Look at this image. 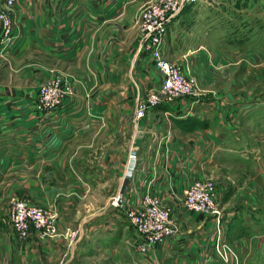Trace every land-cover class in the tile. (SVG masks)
<instances>
[{
  "label": "crops",
  "instance_id": "crops-1",
  "mask_svg": "<svg viewBox=\"0 0 264 264\" xmlns=\"http://www.w3.org/2000/svg\"><path fill=\"white\" fill-rule=\"evenodd\" d=\"M4 1L0 0V8ZM154 1L15 0L11 13L16 35L10 44L0 45V65L9 72L8 83L4 82V77L0 78V256L11 257L15 264H58L62 259L65 264L68 256L63 254L71 246L68 241L74 239L76 243L82 242L80 250L88 251L85 248L91 247L94 256L113 255V264H116L119 248H126L129 260L133 256L139 258L135 264H223L213 248L214 219L211 216L187 213L176 206L179 232L142 256L136 247L134 250L135 233L131 225L132 240L127 238L126 244L125 235L120 232L117 237L113 233L118 221L130 224L124 210L111 208L109 198L103 205L99 203L101 198L97 193L101 192V187L107 185L114 194L122 184L134 132L135 90L129 84L131 78L146 85L149 79L159 76L144 64L143 53L136 54L141 37L138 17L141 10ZM190 5L170 21L174 24L166 29L162 40L164 57L183 68L193 59L200 60L203 66L207 52L217 49L210 43H202L199 34L209 25L196 23L201 10H187ZM203 11L204 16L209 15L207 9ZM238 41L237 47H242ZM248 50V56L253 58L252 50ZM239 51L233 52L245 55ZM220 55L226 59L222 62H232L227 54L220 52ZM51 70L65 76L72 85V93L57 108L38 110L36 83L46 79ZM252 77L261 82L262 74ZM183 102L189 99L170 107H182ZM128 104V124H120L119 113L123 105L126 108ZM214 110L206 127L190 129L179 124L182 115H177L176 111L164 115L167 110L159 107L153 117L148 115L139 124L143 141L141 138L139 170L135 176L149 175L144 171L153 157L148 153L149 147L155 146L164 135L169 137L168 145L178 156L183 158L189 153L196 171L210 175L209 168L215 163L211 153L215 151L217 155V150L225 151L232 132L228 131L229 123L223 112ZM231 111L235 117L240 112L235 106ZM117 125L128 129L126 153L119 163L116 162L115 139L101 135L105 129ZM90 161L101 164L92 166L88 164ZM86 165H91L93 171L86 172ZM154 187L163 191L166 188L161 181ZM176 188H181L180 183ZM17 197L51 210L57 218V235L49 237L32 232L27 239H19L11 232L9 210ZM106 211L110 213L105 214ZM81 223L85 224L83 228H80ZM104 239H107L106 245L99 241ZM80 250L77 249L78 253ZM240 250L242 254H252V248Z\"/></svg>",
  "mask_w": 264,
  "mask_h": 264
},
{
  "label": "rangeland",
  "instance_id": "rangeland-1",
  "mask_svg": "<svg viewBox=\"0 0 264 264\" xmlns=\"http://www.w3.org/2000/svg\"><path fill=\"white\" fill-rule=\"evenodd\" d=\"M191 9L201 10L197 13L201 14L196 19L197 24L209 25L206 27L207 31L202 29V34H199L202 43H210L218 50L213 49L207 52L208 56L203 66L200 64V60L195 62L194 59L188 62L190 63L187 64L188 67L184 66L185 72L195 76L199 83L197 92L188 97L189 102H183L182 107H170L182 100L178 99L163 106V109L167 110V114H171L169 111L172 114L173 111H176L177 115H182L178 122L187 129L206 127L213 109H215L214 111L221 110L227 117L226 122L229 123L228 128H230L228 131H232L229 136V146L223 152L217 150V155L212 150L211 155L215 163L209 168V174L213 176L217 190L218 218H213L210 215L214 219L213 248L217 255H219L218 251L227 253L226 259L219 255L223 264H264V0H197L187 8V10ZM206 9L209 11L208 16H204L203 10ZM139 19L140 17H138ZM169 23L167 28L174 24V22ZM139 24L141 26L140 20ZM236 40H239L242 47H237ZM247 47L255 49H244ZM236 50L245 52V55L234 53L233 51ZM247 50H252L253 58L248 56ZM220 52L230 56L232 62H222L221 60L226 59L220 55ZM240 58H244V60L240 61ZM194 64L196 65L195 69L193 68ZM256 64L259 65L258 72L255 69ZM205 67L210 71L209 73L204 71ZM4 72H6L5 76ZM10 72H12V68H10ZM8 73L7 69L0 65V78L2 80L4 77L5 83H8ZM50 73L46 79L36 83V90L57 84L58 88L63 91L65 99L72 93V85L65 80L62 73L56 70H51ZM257 73L262 74L261 82L255 81V77H252ZM208 79L210 80L208 81ZM10 80L11 84V77ZM134 80L136 85L144 90L152 81L149 79L148 84L144 85L135 78ZM258 83L260 84L259 89H257ZM129 84L135 90L136 85L131 81ZM129 106L128 104L126 108L125 105L122 107L118 119L120 124H128ZM234 106L240 111L237 117L231 111ZM103 132L101 134H105L103 138L113 137L115 139V148L118 154L116 162H121L126 153L125 142L128 137V129H120V126L117 125L110 130L106 131L105 129ZM88 164L97 166L101 162L90 161ZM91 165L85 166L86 172L93 171ZM99 166L97 168H100ZM118 169H120L119 164ZM101 188V192H98L97 195L101 198L99 203L103 205L104 200L111 197L112 188L109 190L107 185ZM86 192H89V188L86 189ZM109 213L105 212V214ZM118 222L113 233L117 237L120 232L125 235L123 241L126 244L127 238H131L133 231L130 224L122 220ZM84 225L81 223L80 228H83ZM9 228L13 232L10 224ZM99 241L104 242L105 245L107 243V239ZM81 243V241L74 242V239L68 241V245L73 246L72 251L70 246L69 251L63 254L64 257L68 256V263L65 264L114 263V256L111 254L104 253L94 256L91 247L85 248L88 251L80 250ZM133 247L134 250L135 247L137 250L136 241ZM250 248H252V254L249 256L241 253L240 249L250 250ZM77 249L80 250V253ZM123 250L122 248L117 249L116 264H130V262L135 264L139 261V258L135 256L129 260V255L125 253L126 248L124 252ZM141 255L144 256V254ZM6 256H0V264H15L11 257ZM150 260L151 258H149ZM61 262L63 264L64 260L62 259L58 264ZM16 264L18 263L16 262Z\"/></svg>",
  "mask_w": 264,
  "mask_h": 264
},
{
  "label": "built area",
  "instance_id": "built-area-1",
  "mask_svg": "<svg viewBox=\"0 0 264 264\" xmlns=\"http://www.w3.org/2000/svg\"><path fill=\"white\" fill-rule=\"evenodd\" d=\"M197 0H155L145 6L140 13L141 37L137 53H143V62L158 72L146 90L136 85L133 119L134 132L126 155L122 184L109 198V206L124 210L136 238L137 251L141 254L156 246L165 244L179 232L175 207L180 206L187 213H198L217 217V190L212 176L196 171L193 156L189 153L183 158L168 145L169 137L161 136L148 153L153 156L144 171L145 178H138L139 143L142 138L140 122L148 115L152 117L159 107L188 98L198 90L195 76L187 74L180 65L168 61L162 51V40L167 24L186 5ZM15 0H5L0 8V45L12 42L16 34L12 7ZM132 68L129 73L132 76ZM35 107L51 111L60 106L64 99L58 85L38 89ZM167 115V111L163 113ZM161 181L165 191L157 190L154 185ZM181 185L178 190L176 184ZM218 218V217H217ZM217 220V219H216ZM9 224L19 239H27L32 232L42 236L54 237L58 226L56 215L49 209L36 205L24 198H14L9 210ZM224 251H226L224 249ZM218 254L227 258L226 252Z\"/></svg>",
  "mask_w": 264,
  "mask_h": 264
}]
</instances>
